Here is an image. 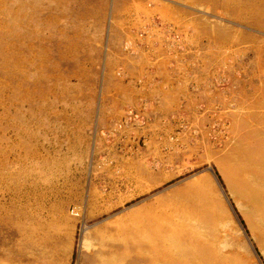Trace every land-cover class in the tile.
Instances as JSON below:
<instances>
[{"label": "rangeland", "instance_id": "374dc122", "mask_svg": "<svg viewBox=\"0 0 264 264\" xmlns=\"http://www.w3.org/2000/svg\"><path fill=\"white\" fill-rule=\"evenodd\" d=\"M145 54L188 106L130 90ZM245 147L264 171V0H0V264H264Z\"/></svg>", "mask_w": 264, "mask_h": 264}, {"label": "crops", "instance_id": "0c3cea01", "mask_svg": "<svg viewBox=\"0 0 264 264\" xmlns=\"http://www.w3.org/2000/svg\"><path fill=\"white\" fill-rule=\"evenodd\" d=\"M151 55V57H150ZM145 54L141 56H137L133 59V64H128L126 69V76L129 75L131 70L135 75L139 76V74L143 71L142 77L139 81L130 84V90L136 91L137 93H144L147 97L152 99L153 103H150L151 110L156 108L157 111H160V117L166 116L168 110L177 106L179 100L182 102V106H188V99L186 97H179L173 94L172 88L177 83H182L185 80V69L183 64H185L184 59H173L172 55H165L162 59L158 60V64L155 65V68L152 69L153 60L158 59L157 55L153 54ZM156 56V57H155ZM124 64V63H123ZM124 66V65H122ZM183 68V69H182ZM159 74V76L156 74ZM132 74L130 75V77ZM128 82H135L134 80L127 79ZM172 82V83H171ZM146 84L144 87L143 84ZM135 98V97H134ZM187 101H186V99ZM187 104V105H186ZM153 105V108H152ZM173 105V107H172ZM188 112V111H187ZM172 122L168 124V126L175 127L177 125L176 119L173 117ZM158 126L155 125V122L151 124V127Z\"/></svg>", "mask_w": 264, "mask_h": 264}, {"label": "bare ground", "instance_id": "6f19581e", "mask_svg": "<svg viewBox=\"0 0 264 264\" xmlns=\"http://www.w3.org/2000/svg\"><path fill=\"white\" fill-rule=\"evenodd\" d=\"M241 147V146H240ZM239 150V148H238ZM234 154V153H233ZM233 156V155H232ZM263 156V155H262ZM259 157H256L254 153H252L248 147L242 148L239 151L238 156L235 157V159L230 164L231 171L233 172L232 175H230V185L232 188H234V191L240 195L242 200L244 199L248 203H250L252 206L256 208L257 211H264V171L261 170L257 165ZM262 158V157H261ZM204 191V190H203ZM195 192V193H194ZM194 195L201 196V190H194ZM191 193V194H193ZM192 195V196H194ZM226 198V197H225ZM198 199V198H196ZM199 201V200H198ZM193 202V201H192ZM200 202V201H199ZM204 202V201H203ZM197 203V202H195ZM205 203V202H204ZM199 204V203H198ZM207 204V203H206ZM204 205V204H203ZM202 205V206H203ZM208 206V205H207ZM200 207V204H199ZM211 207H213L211 205ZM208 208V207H206ZM210 208V207H209ZM213 209V208H212ZM217 209V208H216ZM252 209V208H251ZM211 211V208L208 209ZM215 210V209H214ZM254 210V208H253ZM252 210V211H253ZM201 211V210H200ZM207 212L205 215H208L211 213ZM261 211V213L263 212ZM257 215H259L257 213ZM260 215H263L260 214ZM264 216V215H263ZM259 217V216H258ZM257 217V218H258ZM263 218L262 216H260ZM264 219V218H263ZM259 221V220H258ZM257 222V221H256ZM261 222V221H260ZM195 225V223H193ZM197 230V229H196ZM113 233V232H112ZM110 233L109 235L111 236ZM188 235V234H187ZM192 235V234H191ZM194 235V234H193ZM203 235V234H202ZM113 236V235H112ZM106 237V236H105ZM195 237V236H194ZM112 238V237H111ZM196 238V237H195ZM102 239V238H101ZM105 240V239H104ZM115 240V239H114ZM111 242V241H110ZM102 243V242H101ZM113 244V243H111ZM103 245V244H100ZM102 247V246H101ZM107 247V246H106ZM105 247V248H106ZM116 250V249H115ZM122 251V250H121ZM125 252V251H124ZM140 252V251H139ZM154 252V250H153ZM123 253V252H121ZM129 253V252H128ZM121 255V254H120ZM106 256V254L104 255ZM97 257V256H96ZM103 257V256H102ZM114 257V256H113ZM111 259H105L104 264H121L120 261H117L115 258ZM106 258V257H105ZM118 258V257H117ZM104 259V257H103ZM102 260V259H101ZM119 260V259H118ZM124 263V262H123ZM122 263V264H123ZM134 263V262H133ZM103 264V260H102ZM130 264V263H129Z\"/></svg>", "mask_w": 264, "mask_h": 264}, {"label": "built area", "instance_id": "2783aa9c", "mask_svg": "<svg viewBox=\"0 0 264 264\" xmlns=\"http://www.w3.org/2000/svg\"><path fill=\"white\" fill-rule=\"evenodd\" d=\"M130 116H132L131 114H129Z\"/></svg>", "mask_w": 264, "mask_h": 264}]
</instances>
